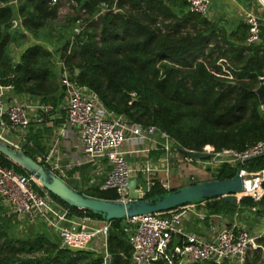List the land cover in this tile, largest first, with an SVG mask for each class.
I'll return each mask as SVG.
<instances>
[{"label": "trees", "instance_id": "obj_1", "mask_svg": "<svg viewBox=\"0 0 264 264\" xmlns=\"http://www.w3.org/2000/svg\"><path fill=\"white\" fill-rule=\"evenodd\" d=\"M17 1L14 11L9 0H0V85L12 86L17 95H29L41 104L57 106L63 98L59 72L52 62V50L42 45L52 39L50 33L44 35L42 43L28 46L16 66L9 49L21 40L10 30L15 14L39 41V31L57 19L61 0L54 5L42 0ZM65 1L76 4L78 12L86 16V25L69 53L68 42L61 46L63 64L78 85L97 94L107 111L131 123L156 127L182 148L195 152L205 146L216 152H244L264 141V101L260 104L253 93L264 83L261 22L259 42L247 44L249 26L245 22L227 33L206 17L190 13L184 0ZM102 9L105 11L99 14ZM76 21H80L78 16L69 19L71 25ZM64 35L63 30L59 31L56 42ZM21 150L36 160L41 146L29 132ZM0 165L28 175L1 155ZM239 167L222 164L213 173L214 181L232 179ZM243 169L251 173L264 170V156L246 162ZM101 184L77 192L117 200L115 191H100ZM260 188L264 191V181ZM34 190L47 194L73 216L101 220L91 212L65 205L39 186ZM166 192L154 184L142 199ZM205 206L208 215L248 213L255 219L264 218V195L259 202L244 197L233 206L216 199ZM123 222L110 223V264H130L131 247ZM6 226L9 222L4 225L0 220V264H102V258L93 252L62 248L59 240L47 232L20 239L8 234ZM257 244L260 248L248 253L245 264H264V237Z\"/></svg>", "mask_w": 264, "mask_h": 264}, {"label": "built area", "instance_id": "obj_2", "mask_svg": "<svg viewBox=\"0 0 264 264\" xmlns=\"http://www.w3.org/2000/svg\"><path fill=\"white\" fill-rule=\"evenodd\" d=\"M57 1L52 0L51 5ZM184 1L190 13L207 17L210 0ZM70 4L75 5L74 2ZM104 11L102 9L99 14ZM117 11L120 10H114L115 13ZM244 20L249 26L246 43H258L259 20L249 12L245 13ZM18 24L15 19L11 21L12 28ZM84 29L85 25L79 23L73 37L78 38ZM75 43L71 41L68 53ZM259 80L262 82L263 78ZM59 83L63 90L65 110L60 134L63 135L67 129L75 130L80 154L77 159L64 163L54 150H50L36 161L63 182L67 174L76 169L93 166L92 175H97L102 173L103 165L107 166L109 171L100 185V191H115V201L142 199L154 184L169 191V172L179 164H214L218 168L222 164L236 163L242 167L241 175L244 178L256 175L245 172L244 164L264 156V141L244 152H216L210 146H205L201 152L186 150L156 127L131 123L123 116L107 111L97 94L77 84L63 61L60 64ZM9 92H14L12 86L0 85V139L19 148L8 140V135L16 134L23 140L27 128L33 123H41L42 114L45 117L53 106L41 104L29 95L25 103L10 102ZM182 150L188 154L208 155L210 160H193L184 156ZM137 179L144 183L137 185ZM244 184L247 186L246 180ZM260 184L256 183L255 189H246L238 198L249 197L259 202L264 195ZM34 186L38 184L33 177L17 174L0 165V200L13 214L54 235L62 248L90 251L102 258V264H110L111 255L107 251L110 223L102 221V228L91 229L80 219L70 220L65 208L47 194L36 192ZM130 189L134 191L136 199L129 198ZM204 205H184L171 211L126 220L124 232L131 247L130 264H245L248 253L260 248L257 240L264 237V220L255 232H250L237 221L227 224L221 216L208 215ZM193 219L200 222L207 220L213 235L211 240L185 230L183 223ZM175 236L179 237V241L173 245Z\"/></svg>", "mask_w": 264, "mask_h": 264}, {"label": "water", "instance_id": "obj_3", "mask_svg": "<svg viewBox=\"0 0 264 264\" xmlns=\"http://www.w3.org/2000/svg\"><path fill=\"white\" fill-rule=\"evenodd\" d=\"M42 1L49 5L52 4V0ZM260 2L264 6V0H260ZM170 10L175 16L178 15L176 9L170 8ZM117 14L124 15L121 11H117ZM253 93L262 104L264 101V84H260ZM181 153L196 161H206L210 158L205 154H188L183 150ZM0 155L33 177L40 188L49 192L65 205L83 212H91L107 224L112 221H126L136 217L167 212L184 205H199L216 199H222L233 206H237L240 202L238 197L247 189L240 166L236 170L235 176L230 180L208 181L186 186L148 199H136L127 202L107 201L80 195L65 182L47 171L36 160L27 157L21 149L1 139ZM249 177L256 179V183H261L264 181V172Z\"/></svg>", "mask_w": 264, "mask_h": 264}, {"label": "crops", "instance_id": "obj_4", "mask_svg": "<svg viewBox=\"0 0 264 264\" xmlns=\"http://www.w3.org/2000/svg\"><path fill=\"white\" fill-rule=\"evenodd\" d=\"M17 4V0H9L8 2V5L13 7L14 11H17ZM247 12L252 13L254 16H256L259 22L264 25V6L260 2V0H210L209 12L206 18L212 23L218 24L219 27L225 29V31L229 33L232 32L239 23L245 22L244 15ZM25 49L26 48L16 54L10 55L11 62L14 66L20 63L21 56ZM49 49L52 50L51 48ZM62 61L63 58H61V61L58 63L59 68H57L56 71H60V64ZM27 98H29L27 97V95H17L15 92L8 93V100L10 102L15 101L18 103H25L27 101ZM41 117L43 119L41 123H33L27 128L23 140H21L19 136H17L19 141L21 143H25L27 134L29 132L34 135L35 140L41 146V153L36 156V159L42 157L50 150H54L57 156L61 158L64 163L77 159L80 154V148L76 131L73 129H67L63 135L60 134L62 124L65 121L63 101L61 100V103H59V105L53 106V110L45 117H43V114ZM9 136L10 135H8L7 138H9ZM157 156L159 155L157 154ZM94 168L95 167L93 166H88L76 169L68 173L67 178L64 179V181L74 190L78 192H85L89 187L101 184L106 176V173L109 171L107 166L103 165V171L101 174L92 175ZM143 183L144 181L141 179L136 180L137 185H141ZM252 211L254 210L252 209ZM246 214L248 215V213ZM213 216L223 217L224 220H226L227 224H232L233 222L237 221L241 226H243L250 232H255L264 220V218H254V221L246 223V221H244L246 220L245 213L240 215L239 213H236L234 216L239 217V219L232 220H228L223 215ZM68 219H80L88 228L91 229H100L104 225L101 220L86 217H77L71 215L69 212ZM183 226L187 232L202 236L207 240H211L213 237L208 222H200L193 219L189 223H183ZM173 241H175V244H177V242L179 241V237L175 236Z\"/></svg>", "mask_w": 264, "mask_h": 264}, {"label": "rangeland", "instance_id": "obj_5", "mask_svg": "<svg viewBox=\"0 0 264 264\" xmlns=\"http://www.w3.org/2000/svg\"><path fill=\"white\" fill-rule=\"evenodd\" d=\"M76 16L80 18V21H76L74 24L69 23V19H73ZM19 22L16 28H10L11 31L16 32L17 36L21 37L19 43L12 44L10 46V55L16 54L22 51L24 48H27L30 45L36 44L37 42H43L42 38L44 35L49 34L52 36V39L49 42H45L46 44H42L43 46L47 47L49 51V46L52 48V62L54 67L57 69L59 68L58 63L61 61V51L60 48L63 46L65 42H68L69 45L71 41L77 42V38L73 37L74 29L79 25V23L86 25V16L82 12H78L76 4H70L65 0H61L59 3L58 9V16L54 22L49 23L45 26L43 30H40L38 33L39 41H37L26 29L23 27L22 18L15 14L14 18ZM70 24V26H69ZM63 27V28H62ZM67 27V28H66ZM63 30L65 35L60 40V42H56L57 35L59 31ZM59 70V69H58ZM59 72V71H58ZM8 140L21 149L23 143L19 141L16 134H11ZM210 159H208L209 161ZM233 167L236 166V163L231 164ZM214 164L210 165H203V164H192V165H185L179 164L176 167L171 168L169 172V181H170V189H178L182 187H186L193 184L204 183L208 181H214L215 175L213 173L221 166L214 167ZM247 172L246 170H244ZM261 170L259 172H262ZM259 172L251 173L247 172L248 174H257ZM250 190V189H249ZM129 198L136 199V195L132 189L129 190ZM204 209L206 206L204 205ZM236 214V213H235ZM234 214V215H235ZM226 217L228 220L232 219H239V217L235 216ZM240 215V214H239ZM246 215V223L252 222L255 219L250 217L249 214ZM244 216V215H243ZM0 220L4 223V225L9 222L8 229L6 230L8 234H12L20 239H26L31 235L40 233L41 231L47 232L40 226L30 225L27 220L16 216L12 213L11 209L0 200ZM207 223V220L205 221ZM126 224L125 221L122 223V227L125 228ZM48 233V232H47ZM173 245H175V241H173Z\"/></svg>", "mask_w": 264, "mask_h": 264}, {"label": "bare ground", "instance_id": "obj_6", "mask_svg": "<svg viewBox=\"0 0 264 264\" xmlns=\"http://www.w3.org/2000/svg\"><path fill=\"white\" fill-rule=\"evenodd\" d=\"M247 182V190H249L252 186L256 185V179H251L249 176H244Z\"/></svg>", "mask_w": 264, "mask_h": 264}]
</instances>
